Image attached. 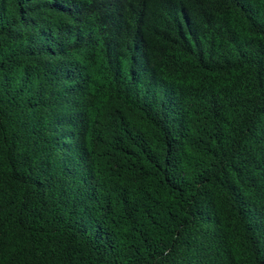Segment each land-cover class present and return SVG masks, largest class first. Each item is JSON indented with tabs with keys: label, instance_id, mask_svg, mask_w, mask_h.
<instances>
[{
	"label": "trees",
	"instance_id": "1",
	"mask_svg": "<svg viewBox=\"0 0 264 264\" xmlns=\"http://www.w3.org/2000/svg\"><path fill=\"white\" fill-rule=\"evenodd\" d=\"M0 264H264V0H0Z\"/></svg>",
	"mask_w": 264,
	"mask_h": 264
}]
</instances>
